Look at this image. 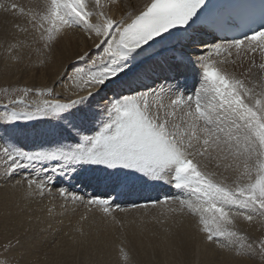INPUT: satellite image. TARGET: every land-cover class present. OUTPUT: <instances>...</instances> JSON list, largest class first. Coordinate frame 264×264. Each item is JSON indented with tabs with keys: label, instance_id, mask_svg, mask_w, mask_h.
I'll return each mask as SVG.
<instances>
[{
	"label": "snow or ice",
	"instance_id": "1",
	"mask_svg": "<svg viewBox=\"0 0 264 264\" xmlns=\"http://www.w3.org/2000/svg\"><path fill=\"white\" fill-rule=\"evenodd\" d=\"M125 8L114 17L102 0H0V10L30 25L9 43L12 60L37 42L50 52L73 30L93 41L76 58L85 66L64 70L52 86L12 89L15 99L0 112V177L19 175L14 186L41 197L85 167L165 182L182 194L146 204H168L196 220L207 242L264 261V0H141ZM184 71L198 78L192 91L180 87ZM31 121L58 127L32 146L7 131ZM87 204L110 214L108 199ZM255 224L259 236L242 227ZM75 231L85 235L82 226ZM19 243L9 240L4 253ZM120 253V264H132L129 252Z\"/></svg>",
	"mask_w": 264,
	"mask_h": 264
},
{
	"label": "bare ground",
	"instance_id": "2",
	"mask_svg": "<svg viewBox=\"0 0 264 264\" xmlns=\"http://www.w3.org/2000/svg\"><path fill=\"white\" fill-rule=\"evenodd\" d=\"M16 2L28 5L29 3L35 4L37 0H16ZM140 2L141 0H117L116 4H109L108 0H102V3L106 5V10L114 17H119L124 13L126 10L125 5L130 4L135 6ZM13 21L14 23H8V28L6 30L0 29V48L3 47V44L6 47L10 42L14 43L15 41L13 40V37L22 40L26 34L20 31L21 28L28 27L30 29V25L26 23L23 16H19L17 19H13ZM16 25H19V27H16ZM17 28L18 31L13 32V30ZM5 31H8V35L3 33ZM28 38L29 40L31 39L30 36ZM92 44V40L86 39V37L79 31L73 30L72 32H68L63 35L62 38H60L52 46L50 52L47 49H43L40 43L37 42L33 43L30 49L25 48L20 53L23 59L19 62L10 59V54L8 53L4 57L7 58L6 63H8V66L6 67V74L0 76V84L6 82L4 81L6 80L4 78H7V73L9 69H11L13 72L10 73H15V81L13 82H17L23 86H52L53 81L62 76L64 70L71 74L74 67L85 66L76 58L78 54L82 53V51L90 49ZM91 50L93 55H95L96 50ZM232 58H236L235 53ZM2 69L3 68L0 67V70ZM64 84L67 85L69 92L75 91L74 84L67 80V78H65ZM56 91H62L60 85H56ZM110 94L111 93H109V95ZM103 95L104 93L102 92L96 98L94 103L102 102ZM56 127H58L56 123H48L44 128L34 127L31 129L27 128V130L24 129L26 132L13 131L10 128H8L7 131L9 134L18 136L27 146H32L34 143H38L40 139L45 138L41 134L50 129H55ZM2 131L3 129L0 128V132ZM94 171L95 170L93 169L92 174L95 173ZM78 172L79 170L74 173L71 178H57L51 193H47L43 197L40 195L26 196L23 186H14L15 181L20 179L19 175H17V178L12 177L10 180L0 177L2 179L0 182H3V185L0 186L1 218H16L17 229H14L15 233H18L20 228L29 230L33 224L42 228L46 224H54L55 228H61L60 231L63 234L64 241H61L59 245H56L54 249H52L53 251L51 250L50 254H52L53 257L50 256L52 260L49 258L50 264L68 263H65V260L79 255L84 250L87 252V249L91 246L90 244L92 239L94 240L96 238V244L93 245L97 250L94 248L92 250L97 253L93 252V254L95 253L97 255L99 252L103 262H109L108 258L111 259L112 257L113 259L114 256H120V259H122L120 248L123 247L125 251L131 254L132 264H161L163 262L168 264L167 254H170L168 247L170 245V240L173 239L180 245L182 252V256L179 259L178 264L245 263L242 260L236 261L235 259H232V256L225 255V250L207 242L204 239L203 234L198 230L196 220H194L191 216L171 213L168 212V210L167 212L163 211L164 213L160 210V212L165 215L159 216V211L157 212V215L154 213L156 211L152 210L154 212L151 213L152 215L155 214L154 216H150V214L149 217H145L144 215L146 212L144 211L145 214H143V216L141 214V216L136 215V217H134V213L136 214L137 211L133 212L132 209L124 208L118 212L127 213V218L125 216L126 220H124L125 222L122 224L123 220H121V222L118 217V221H120L119 223L122 225V228H118L117 225L120 224H116L118 222L115 220L117 219L116 217H114V219L113 216L111 217V214L109 216L103 214L96 205L89 206L87 204V201L91 197L98 196L88 194V191L92 189L91 187H97V181L95 182L90 174L87 178H84V174L77 176ZM23 174L24 173H22V175ZM60 187H64L67 192L75 193L82 199L77 202L71 201L67 197L60 196L58 192V188ZM169 194L176 196L181 195L182 193L170 190ZM41 201L43 204L40 203ZM83 204H85V206H82ZM169 204L175 206L173 202H169ZM79 209L82 211H79ZM130 213H132L131 216ZM137 214H139V211ZM41 215L44 219L42 222L45 223L44 225L41 223L42 226H40L41 220L37 221V218H39L38 216ZM82 215H86L87 219L81 221L80 217ZM30 218L34 219L30 220ZM13 226L15 225L13 224ZM78 226H82L85 233L84 236H80L79 232L75 231ZM259 226V224H255L251 227L248 225H242V227H244L249 233L254 232L255 234ZM35 228L38 229L37 227ZM20 231L22 232V230ZM20 234L23 235V233ZM24 239L25 235L21 237L20 242L26 246L27 239ZM121 240L123 241L121 242ZM47 245L49 244L47 243ZM155 246L159 248L156 255L153 251ZM22 249L24 250L26 248L22 247ZM218 254L221 255L217 256ZM91 256L93 257V255ZM118 257L113 260L117 261ZM43 258L46 259V255L45 257L43 256ZM106 262L104 264H107Z\"/></svg>",
	"mask_w": 264,
	"mask_h": 264
},
{
	"label": "rangeland",
	"instance_id": "3",
	"mask_svg": "<svg viewBox=\"0 0 264 264\" xmlns=\"http://www.w3.org/2000/svg\"><path fill=\"white\" fill-rule=\"evenodd\" d=\"M18 17L19 16H15L14 17L12 15L5 14L2 10H0V29L6 30L8 28V23L9 22L14 23L13 19H17ZM15 31H18V28L13 30V32H15ZM3 33L8 35V31H5ZM4 43H6V42H4ZM7 47H8V45L5 47V45L3 44V47L0 48V51L2 50L0 52V67L3 68L2 70H0V76L6 74V67L8 66V63H6L7 58H4L5 55L8 54V52L6 51ZM1 71H3V72H1ZM10 72H13V71L11 69H9V71L7 73L8 74L7 78L6 77L4 78V79H6V80H4L6 82H3L2 84H0V112H3L5 110L3 108V105L7 104L9 99H15L16 94L12 91V89L13 88H21V87H23L22 84H19L17 82H13V81H15V79H14L15 73H10ZM5 89H7V92L5 91ZM29 99L30 100H37V99H39V97L30 96ZM46 124H48V123H41V122H38V121H31V122H28V123H18L16 126L9 127V128L12 129L13 131L23 132L24 129L27 130V128H30V129L34 128V127H37V128H39V127L42 128L43 127L44 128L46 126ZM49 124H51V123H49ZM26 130L24 132H26ZM92 170L93 169L88 170L87 167H85V168L79 170V172L77 173V176L81 175V174H84V178H87V176L90 174L91 177H93V179H96V181L98 182L100 180V178H99V176L97 174H95L97 176L92 174ZM94 172H96V170ZM17 177L18 176H14L13 178H17ZM0 180H2V179L0 178ZM1 185H3L2 181L0 182V186ZM170 196H172V195H170ZM40 203L43 204L42 201ZM167 205L168 204H166V205L164 204L163 206H160V205H155V206L149 205L150 207L149 206H145V207L142 206V207H139V208H134L135 211H134V209H132V210H133V212L137 211L136 214L134 213V217H136V215L137 216H141V214L143 216V214H145V212H146V214L144 216L145 217H149L150 214H151L150 216H154L155 215V214L152 215V213L154 211H156L154 213H156L157 215H158V213L161 214L163 211L167 212V210H168V206ZM82 206H85V204H83ZM63 208H65V207H63ZM122 209H124V208H122ZM152 210H154V211H152ZM160 210L162 212H160ZM79 211H82V210L79 209ZM118 211H121V210L111 211L110 212L111 217L112 216H113V218L116 217L117 219L114 218L116 221H118L119 219H120V221L123 220V222L121 221L122 224H123L125 222L124 220H126V218H127V216H126L127 213L118 212ZM138 211H139V214H137ZM24 213H26V212H24ZM163 213L161 215L159 214V216L165 215ZM110 214H108V216ZM131 214L132 213H130V216H131ZM147 214H148V216H147ZM1 215H2V213L0 214V260L7 259V260L10 261V264H50V260H52V258H50V256L53 257V255L50 254L51 250L54 249V247L56 245H59L61 243V241H64L63 240V234L60 231L61 228L60 227L59 228H55L54 224H46V225H44L45 223L42 222L44 219H43V217L41 215V216H38L39 218H37V221L41 220L40 221V226H42L41 225V223H42L44 225L43 228L33 224V226H31V228L29 230H25L23 228H20L19 232L15 233L14 229H17L16 218H5L6 219L5 220L4 218H1ZM125 216H126V218H125ZM118 217H119V219H118ZM32 219H34V218H30V220H32ZM3 220H4V222H3ZM153 220H154V218H153ZM120 221H118L116 224H118ZM29 222H31V221H29ZM13 224L15 226H13ZM193 224H195V223H193ZM193 224H191V225H193ZM34 226L37 227V228L39 227V228L36 229ZM117 226H118V228H120L122 225L120 224V225H117ZM10 229L13 230V231H11ZM20 230H22V232ZM30 230H31V232H30ZM20 233H23V235H21ZM250 234L253 235V236L261 235V226H259L256 234L254 232H250ZM24 235H25V239H27L26 240V246H24L22 244V242H20L21 241V237L24 236ZM96 239H94V240L92 239L91 244H90L91 246L89 248L87 247L88 248L87 252L84 250L83 251L84 254L82 252L79 255L74 256L73 258L65 260V263L68 262L66 264H76V263H78V264H98V263L104 264L106 261L103 262V260L101 259L100 255H99V252L97 254L98 256L94 253L95 254V257H94V254H93V252H96V251L92 250L93 248L96 249V247L94 246L96 244ZM9 240H12L13 242L15 240H19L20 243H19V246L14 247V249L11 252H8L7 254H5L2 246L4 244H6ZM119 240H120V238H119ZM93 241H95V242H93ZM122 241L123 240H121V242ZM47 243L49 245H47ZM50 245H51L52 248L50 247ZM22 247H25L26 249L23 250ZM43 248H44V250H43ZM168 249L170 251V254H167V256H168L167 257L168 258V264H178L179 263V259L182 256L180 245L177 242H175L173 239H171ZM19 250H20V252H19ZM153 251L155 252L154 254L156 255L158 253V251H159V248L157 246H155ZM225 251H226L225 255L232 256V259H235L236 261L242 260V261L245 262V263L240 262L241 264H264V261H262L261 257H259V256L238 258V257H235L234 254H232L231 252H229L227 250H225ZM45 255H46V259L43 258V256L45 257ZM91 255H93V257ZM219 255H221V254H218L217 256H219ZM117 257L114 256V258H117ZM49 258H50V260H49ZM98 258L101 259V260H99ZM108 259H109V262H106L107 264L108 263H110V264H120V261L122 260V259H120V256L118 257L117 261L116 260L114 261L112 259V257H111L112 260L110 258H108ZM72 261H74V262H72ZM110 261L111 262L113 261V262L111 263ZM161 264H165V263L163 262Z\"/></svg>",
	"mask_w": 264,
	"mask_h": 264
}]
</instances>
